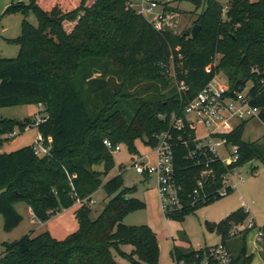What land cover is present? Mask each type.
Returning <instances> with one entry per match:
<instances>
[{
    "label": "trees",
    "instance_id": "obj_1",
    "mask_svg": "<svg viewBox=\"0 0 264 264\" xmlns=\"http://www.w3.org/2000/svg\"><path fill=\"white\" fill-rule=\"evenodd\" d=\"M170 1L203 7L195 23L200 26L196 38L191 31L178 34L166 26L157 30L127 9L128 0H29L28 4L11 0L7 13L21 11L24 20L21 36L8 40L20 46L19 56L0 58V107L43 106L45 114L37 128L49 150L38 155L34 145L0 153V215L5 230L11 232L23 221L16 203H26L42 223L78 201L82 204L75 213L78 230L65 240L50 232L25 236L6 246L0 264H119L114 251L131 264H159L161 247L154 230L124 224L127 216L146 208L130 197L136 188L125 187L122 168L104 183L114 166V153L104 142L126 144L137 156L138 140L156 148L157 136L171 129V115L181 113L221 70L233 83L232 92L244 91L252 82L251 94L264 122V0H234L225 15L223 0H169L167 13L172 11ZM29 12L36 14L38 27L27 20ZM219 56L221 61L214 66ZM171 58L184 71L180 79L190 87L186 96L160 69V63ZM246 123L226 135L238 148L239 161L233 165L213 161L206 169L200 157H189L193 145L174 147L182 209L169 219L182 222L222 198L224 178L234 169L255 158L264 162V148L243 141ZM36 124V118H0V148L17 130ZM98 166L103 171L96 170ZM200 180L204 187L195 195ZM101 188L109 202L94 220L87 202ZM227 191V196L233 193ZM249 216V211L239 209L219 223L207 222V229L221 236V243L230 249L228 242L236 239L237 226ZM261 231L264 234V228ZM122 245L134 250L126 254ZM235 246L234 263L252 264L247 239L242 237ZM209 249L174 245L171 255L191 260L208 255ZM209 264L217 263L212 259Z\"/></svg>",
    "mask_w": 264,
    "mask_h": 264
},
{
    "label": "rangeland",
    "instance_id": "obj_2",
    "mask_svg": "<svg viewBox=\"0 0 264 264\" xmlns=\"http://www.w3.org/2000/svg\"><path fill=\"white\" fill-rule=\"evenodd\" d=\"M21 3H29V0H17ZM234 0H223L225 13L231 2ZM252 3L258 0H249ZM11 5V0H0V58L14 59L19 56L20 46L10 43L8 40L19 38L22 34V22L24 16L21 11L7 13ZM172 11L167 16L165 26L178 34L192 32L195 23L203 13V7L197 8L191 1L174 2L170 1ZM27 20L38 27V18L34 12H29ZM221 61V57L217 58V65ZM225 78L227 84L233 86L229 81V77L225 71L220 72ZM252 88V82H247L244 93L248 94ZM45 109L43 106L35 104L24 106L0 107V118H8L13 120H26L36 118L39 121L44 117ZM242 122L234 121L225 127L226 131H230L238 127ZM39 135L37 127H29L25 131L17 130L15 140L8 145L6 152L10 153L27 146L36 145ZM243 141L247 143H258L264 148V122L259 117H254L247 121L245 125ZM8 144V143H7ZM137 152L140 155H149L148 160L151 166H156V156L152 154L153 149L145 144L142 140L136 142ZM137 154H131L126 144H121V151L113 154L114 166L108 176L104 179V183L112 180L120 174L122 168L125 187L136 188V192L131 198H136L146 204V208L130 214L124 219L127 226H149L157 234L159 245L161 247V256L159 264H176L171 252L174 245L178 248H193L196 250L206 247H213L221 243L222 238L216 232H210L207 229L208 223H219L233 212L244 209L250 212L248 220L237 226L236 239L232 238L228 244L236 257V244L242 243V237L247 239L248 254L253 255L252 264H264V238L254 239L255 234L264 228V162L261 159H252L237 168L236 175L231 183H238L239 179H243L242 184H238L228 196L200 208L196 213L185 218L184 221H176L169 219L163 211L159 189L157 186V178L151 176L146 179L144 175L137 174L133 167ZM96 170L103 171V166L96 167ZM109 202L107 194L103 188L99 189L93 196L92 202H87L88 206L93 210L92 219L96 220L103 212L105 205ZM77 205V206H76ZM75 207L63 210L55 216L51 217L47 222L42 223L38 219H34L30 208L24 202L14 205L17 212L23 217L22 223L13 231L5 230L3 216L0 215V256L6 249L7 245H11L25 236L38 237L45 232L50 234L57 240H65L70 234L78 230V222L75 216L76 211L81 207L77 202ZM251 220H254L258 229H250L248 227ZM254 230V231H253ZM250 236V237H249ZM250 238V239H249ZM121 249L126 254H131L134 247L131 245H122ZM116 261L119 264H131L127 258L120 257L117 252H113Z\"/></svg>",
    "mask_w": 264,
    "mask_h": 264
},
{
    "label": "built area",
    "instance_id": "obj_3",
    "mask_svg": "<svg viewBox=\"0 0 264 264\" xmlns=\"http://www.w3.org/2000/svg\"><path fill=\"white\" fill-rule=\"evenodd\" d=\"M168 1L128 0L127 9L134 10L153 24L157 30H160L165 27L169 14L165 10V3ZM159 66L164 74L173 79L178 91L186 96L190 87L185 80L180 79V75L184 71L177 69L174 59L171 58L168 63L161 62ZM214 66H217L216 62ZM211 70L212 66L206 68L208 73ZM224 78L221 73H216L211 81L185 105L181 113L171 115L170 131L157 136L159 145L152 148V154L156 156V166H151L148 160L149 155L136 156L133 167L137 174L157 178L163 211L167 217L182 209L181 186L176 182L174 147L179 144L187 147L190 144L193 145L194 149L189 151V157L191 159L200 157L204 160L206 169H209V163L213 161H219L225 166L233 165L239 161L238 148L229 142L226 135L237 127L230 131H226L225 127L231 122L248 121L260 115V109L254 104L255 98L251 94L252 88L248 94H245L244 91L232 92L230 84H227ZM42 121L43 118L37 121L35 126L30 127H37ZM36 142V154H47L49 149L44 146L42 135H38ZM104 144L112 153L121 151V145L114 146L108 140ZM236 170L234 169L225 176L224 188L220 192L221 197L227 196L228 188L234 190L238 184L244 182L243 179H239L238 183H231L236 175ZM203 174L207 175L209 172L205 171ZM197 186L198 189L194 191L195 195H198L199 189L204 187V181L200 180ZM78 203L82 204V201H78ZM248 227L254 229L255 221L251 220ZM258 235L260 238L264 234L259 231ZM212 259L217 264H235L232 251L222 243L210 247L209 254L204 257L197 255L191 260L175 257L174 260L176 264H209Z\"/></svg>",
    "mask_w": 264,
    "mask_h": 264
},
{
    "label": "crops",
    "instance_id": "obj_4",
    "mask_svg": "<svg viewBox=\"0 0 264 264\" xmlns=\"http://www.w3.org/2000/svg\"><path fill=\"white\" fill-rule=\"evenodd\" d=\"M15 140H11V141H9V142H7L6 144H4V146L2 147V148H0V153H3V152H6V148L8 147V145H11L13 142H14ZM37 141V140H36ZM37 143V142H36ZM142 156V155H141ZM144 156V155H143ZM77 206V205H76ZM75 207V206H74ZM30 211H31V214L33 215V212H32V210H31V208L29 209ZM255 224H256V222H255ZM258 229V226H257V224H256V230ZM254 231V230H253ZM261 231V230H260ZM259 233V232H258ZM258 233H257V235L255 234V236H254V239L253 240H255L256 242H257V238L258 239H260L259 238V235H258ZM250 237V236H249ZM263 238H264V235H263ZM250 239V238H249ZM248 243V242H247ZM196 250V249H195ZM247 250H248V247H247ZM262 250H264V247H262ZM248 252H249V250H248ZM251 255V254H250ZM252 255H254V254H252ZM2 258V255L0 256V259Z\"/></svg>",
    "mask_w": 264,
    "mask_h": 264
},
{
    "label": "water",
    "instance_id": "obj_5",
    "mask_svg": "<svg viewBox=\"0 0 264 264\" xmlns=\"http://www.w3.org/2000/svg\"><path fill=\"white\" fill-rule=\"evenodd\" d=\"M199 31H200V26H198V25L194 26V28H193V30L191 32L192 38H196L198 33H199ZM263 78H264V74H263Z\"/></svg>",
    "mask_w": 264,
    "mask_h": 264
}]
</instances>
